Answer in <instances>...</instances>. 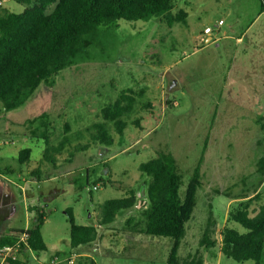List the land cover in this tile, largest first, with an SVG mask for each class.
I'll list each match as a JSON object with an SVG mask.
<instances>
[{
	"label": "rangeland",
	"instance_id": "374dc122",
	"mask_svg": "<svg viewBox=\"0 0 264 264\" xmlns=\"http://www.w3.org/2000/svg\"><path fill=\"white\" fill-rule=\"evenodd\" d=\"M173 4L172 14L185 11L184 20L152 16L100 26L90 58L62 70L55 86L42 84L30 102L0 116V176L10 179L5 185L16 203L11 208L10 195L0 194V231L26 229L35 222L36 207L48 213L42 227L47 250L29 248L27 264L55 259L69 264L73 253V264H168L172 239L139 233L145 224L140 205L121 211L113 223L99 227L100 238L78 249L70 245L67 213L72 210L77 224L97 226L103 203L126 197L148 179L139 165L160 151L175 158L182 197L202 157V185L178 263L202 257L205 264H253L225 256L221 240L225 227L245 231L228 220L231 208L249 201L254 215L264 206V177L257 170L264 155V0ZM24 5L0 0V12H21ZM219 19L225 23L213 32V41L201 42L204 28H214ZM124 90L133 105L122 117L123 134L109 122L114 143L95 142L86 128L102 121V108ZM47 109L55 163L42 159L48 144L32 136L37 124L29 123ZM65 135L68 142L55 152ZM77 145L89 146L74 150ZM25 148L32 150L31 158L21 163ZM37 168L39 179L32 175ZM100 179L113 183L104 186ZM130 216L135 222L128 226ZM206 229L213 246L200 243ZM84 252L90 257L76 255Z\"/></svg>",
	"mask_w": 264,
	"mask_h": 264
},
{
	"label": "trees",
	"instance_id": "16d2710c",
	"mask_svg": "<svg viewBox=\"0 0 264 264\" xmlns=\"http://www.w3.org/2000/svg\"><path fill=\"white\" fill-rule=\"evenodd\" d=\"M24 5L21 12L3 10L0 12V116L19 109L30 102L42 84L49 87L56 85L57 75L64 69L89 56L90 48L97 44L100 26L117 24L119 20H149L152 16L184 20L186 13L180 11L176 17L172 14L173 0H16ZM264 9V4L263 7ZM122 91L118 99L102 108L103 120L86 128L92 139L107 146L114 143L108 124L113 123L118 134H123L126 121L122 118L133 105V97ZM124 102H127L124 104ZM50 110L29 120L37 124L32 136L49 142V132L53 125ZM139 124V121H136ZM68 126V125H66ZM68 142L65 135L53 148L56 152ZM42 159L55 163L50 145ZM77 145L86 148L89 145ZM264 148V142H263ZM54 152V154H55ZM32 150L25 148L19 152V161L27 162ZM72 156V154L70 155ZM195 168L185 194H180L181 175L174 156L170 152L160 151L157 155L139 165L141 174L148 179L137 189H130V194L123 198L109 199L101 206V218L98 225H80L75 222L71 209L67 210L71 226L70 245L78 248L94 243L99 235V227L113 223L120 212L140 205L145 217L144 227L139 231L153 236L172 239L168 255V264H179V248L186 234V224L191 219L196 205V193L201 187L200 166ZM258 172L264 177V155L258 161ZM9 173H14L9 170ZM32 175L40 178L37 168ZM106 186L111 181L100 179ZM249 201H240L228 212V220L239 223L244 229L240 232L232 227H225L222 232L221 251L227 257L238 262L253 261L262 264L264 253V206L251 215ZM48 213L36 207L35 222L27 230L8 228L0 234V247L12 245L22 233L27 234V246L35 252L47 250L42 234V227ZM135 218L130 216L126 224L131 226ZM206 247L215 245L210 241L207 229L200 242ZM25 257L26 260H23ZM29 254L21 252L16 259L7 264H27ZM182 264H205L202 257L191 258Z\"/></svg>",
	"mask_w": 264,
	"mask_h": 264
},
{
	"label": "built area",
	"instance_id": "2783aa9c",
	"mask_svg": "<svg viewBox=\"0 0 264 264\" xmlns=\"http://www.w3.org/2000/svg\"><path fill=\"white\" fill-rule=\"evenodd\" d=\"M223 24V21H219L214 28L208 26L204 29L203 34L200 36L201 42H206V38L208 35L212 36L215 29L217 30L219 26ZM264 183V180L263 182ZM98 184L94 186L95 189H98ZM28 228V227H27ZM27 228L25 230H27ZM27 234L22 233L19 239L13 243L12 245H5L0 247V264H7L10 259H16L21 252L28 254L30 250L27 246ZM75 260V255L70 256L67 261L69 264H73ZM59 261L55 259L52 263L55 264Z\"/></svg>",
	"mask_w": 264,
	"mask_h": 264
},
{
	"label": "crops",
	"instance_id": "0c3cea01",
	"mask_svg": "<svg viewBox=\"0 0 264 264\" xmlns=\"http://www.w3.org/2000/svg\"><path fill=\"white\" fill-rule=\"evenodd\" d=\"M185 12V11H184ZM262 12H264V9L262 10ZM185 18H186V16H185ZM221 20H223V19H219V21H221ZM218 21V22H219ZM225 22H223V24H224ZM222 24V25H223ZM221 25V26H222ZM221 26H219V28L216 30V31H219L220 30V27ZM206 27H208V26H206ZM205 27V28H206ZM204 28V29H205ZM204 31V30H203ZM202 34H203V32H202ZM201 34V35H202ZM213 34H212V36H210V35H208L207 36V38H206V42H209V41H213ZM19 176H21V175H19ZM23 177V176H22ZM9 178H10V176H9ZM6 181H8V182H10V179H8L7 177H3V176H0V194L1 195H6V196H8V195H10V197L9 198H11L9 201H13L10 205V207L12 208V207H14L15 205H16V203L14 202L15 200V195L13 194V192L11 191V189H10V186H6V185H8V183L6 182ZM17 181H19V180H17ZM17 181H15V182H11L10 184H12V185H17ZM6 184V185H5ZM0 205H2V203L0 202ZM15 209V208H14ZM13 213H14V210H12V216H13ZM9 227H6V228H4V230H2V231H0V234L1 233H3V232H5L6 231V229H8ZM11 228V227H10ZM140 233V232H139ZM142 233V232H141ZM84 246H87V245H84ZM79 248V247H78ZM77 248V249H78ZM72 255H75L74 253L73 254H71V256ZM76 255H80V256H84V257H90V254L89 253H81V254H76ZM92 263L94 264V261L92 260Z\"/></svg>",
	"mask_w": 264,
	"mask_h": 264
}]
</instances>
